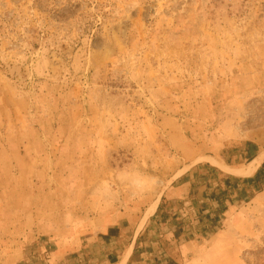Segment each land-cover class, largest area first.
I'll list each match as a JSON object with an SVG mask.
<instances>
[{
    "label": "rangeland",
    "instance_id": "obj_1",
    "mask_svg": "<svg viewBox=\"0 0 264 264\" xmlns=\"http://www.w3.org/2000/svg\"><path fill=\"white\" fill-rule=\"evenodd\" d=\"M263 162L264 0H0V264H264Z\"/></svg>",
    "mask_w": 264,
    "mask_h": 264
},
{
    "label": "crops",
    "instance_id": "obj_2",
    "mask_svg": "<svg viewBox=\"0 0 264 264\" xmlns=\"http://www.w3.org/2000/svg\"><path fill=\"white\" fill-rule=\"evenodd\" d=\"M190 181H192L190 182V187H192L194 176L190 178ZM199 181L203 183L206 179L201 177ZM224 199L225 198L218 191L216 192L212 190L207 192L204 188L199 192H188L185 185L173 187L172 190L164 195V198L159 203L158 208L156 209L155 220H157L162 226L166 227L170 226V223L174 224L175 222L173 221L177 218L190 223L199 224L204 221L205 216L209 217L211 212L214 214L217 211V207H220V205L223 204ZM171 230L173 232L178 231L181 234L179 227L172 229L171 225ZM20 236L26 239V243L24 244L21 241H14V244L12 245L13 250H9L10 254L8 255V257L10 256L12 258V260H10V263L12 264L26 262L28 255H30L29 245L38 240L30 231H22L20 232ZM177 236L179 237V235ZM19 242L21 243L19 244ZM20 245H23V247ZM52 255L54 258L52 264H63L62 261L64 254L61 250ZM118 264H120V262ZM126 264H128V262Z\"/></svg>",
    "mask_w": 264,
    "mask_h": 264
},
{
    "label": "trees",
    "instance_id": "obj_3",
    "mask_svg": "<svg viewBox=\"0 0 264 264\" xmlns=\"http://www.w3.org/2000/svg\"><path fill=\"white\" fill-rule=\"evenodd\" d=\"M258 183L264 184V164L260 167L257 176Z\"/></svg>",
    "mask_w": 264,
    "mask_h": 264
},
{
    "label": "bare ground",
    "instance_id": "obj_4",
    "mask_svg": "<svg viewBox=\"0 0 264 264\" xmlns=\"http://www.w3.org/2000/svg\"><path fill=\"white\" fill-rule=\"evenodd\" d=\"M157 207H158V202H155L150 208L149 215H153L156 212Z\"/></svg>",
    "mask_w": 264,
    "mask_h": 264
}]
</instances>
